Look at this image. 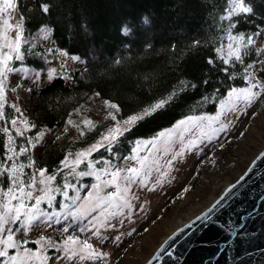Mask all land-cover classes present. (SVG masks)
<instances>
[{"label": "rangeland", "instance_id": "1", "mask_svg": "<svg viewBox=\"0 0 264 264\" xmlns=\"http://www.w3.org/2000/svg\"><path fill=\"white\" fill-rule=\"evenodd\" d=\"M23 1L25 4L34 2ZM20 16L17 8L13 13L12 22L19 21ZM229 32L238 35L228 28L225 29L219 49L220 55L225 57L228 51ZM259 32V36L244 35L245 40L249 37L254 38L256 45L244 50L246 54L243 64L245 61L253 60L251 63L253 67L248 71L256 76L259 82L264 83L262 76L264 64L259 62L264 60V51H261L264 49V29ZM21 52L23 59L15 60L13 67L15 62L23 63L28 56L35 54L41 56L45 64L42 70L25 65L14 67L16 71L9 73L5 90L7 97L5 108L9 106L13 110L10 128L6 132L7 147L13 148L17 155H12L8 151L7 157L12 155V159L6 160L4 168L10 171L13 163L17 166L24 165L17 175L19 180L24 182L25 191L33 192L32 199H25V211L31 212L36 208L35 198L44 195L42 189L45 185L38 182L41 170L38 167L40 155L53 143L64 148L67 154L56 173L46 172V177L49 175L55 177L49 185L53 191H50L49 196L39 204L35 212L36 218L31 225L23 222L26 220L24 216L21 217V221L10 225L17 247L8 249V253L9 256L17 257L16 264H145L163 240L178 229L180 221L201 213L208 201L218 197L226 183H234L264 148V94L251 104L243 100L236 101L232 110H229L232 106L227 103L229 99L227 94L214 114L188 116L182 119L219 116L218 122L214 120L189 122L177 129L176 125L182 121L180 120L162 131L170 132V136L161 139L160 132L155 137L139 139L133 144L128 155H114L113 159H93L92 156L96 152L104 149L101 147L93 151L78 166L73 165L77 153L86 151L99 142L107 130L114 126L116 122L108 116V112L115 110L104 107L105 99L91 95L68 116L62 127L45 129L35 139L26 137V140L19 142L17 137L24 138L32 128V118L28 109L33 104V89L48 85L58 76H62L68 85H72V74L85 68L83 59L73 60L72 57L77 56L69 55L64 50H55L52 32L47 27L40 28L29 38L25 37ZM236 63L238 62L230 64ZM248 84L249 81L246 79L245 87ZM13 88L15 91H12ZM222 103L225 104L224 109L221 108ZM13 104L20 108V113L12 107ZM115 114L118 121L123 120L119 118L120 111ZM85 118L92 120L94 126L84 127L82 122ZM12 120L17 121L15 126L12 125ZM23 120H27L30 127L25 129L20 123ZM69 120L81 125L84 135L80 134V129L69 124ZM221 125H226V128L217 131ZM97 126H104L99 138L90 144L81 145L86 135ZM121 127L129 126L122 124ZM16 128H20L23 134L17 135ZM9 137L12 138L11 145ZM193 141H196V144L193 145ZM189 145L192 147L189 148ZM109 155H112L111 152ZM65 160L68 161V166H65ZM89 161L92 164L91 168L88 166ZM73 167L75 171H72ZM128 168L140 170L136 182L128 185L130 192L127 199L130 207L123 206L119 199L116 203L120 207L103 203L104 198L117 192L115 183H119L121 189L125 186L123 179L109 186L108 182L112 181L111 173ZM80 172L92 174L81 176L78 175ZM121 175L127 176L128 173L122 172ZM33 177L37 181L34 189L29 187ZM65 184L71 187H65ZM96 185L100 186L98 190ZM10 187H13L11 179L8 188ZM0 189L3 190L0 191V200L6 201L4 191L7 189L2 187ZM119 195L124 193L120 192ZM18 203L19 201H13V204ZM102 223L105 226L101 227ZM69 237L77 238L81 244L86 241L96 251L106 254V259L80 260L77 257L69 260L65 256L64 247ZM79 246L80 244L76 245ZM0 248L3 246L0 245ZM36 254L47 259H37ZM5 260L6 258L0 257V264H4Z\"/></svg>", "mask_w": 264, "mask_h": 264}, {"label": "trees", "instance_id": "2", "mask_svg": "<svg viewBox=\"0 0 264 264\" xmlns=\"http://www.w3.org/2000/svg\"><path fill=\"white\" fill-rule=\"evenodd\" d=\"M47 3L49 12L39 5ZM227 0H19L24 36L40 28L52 32L55 50L85 61L83 71L72 74L68 85L62 76L48 85L33 89V104L28 109L32 128L26 137L35 139L45 129L60 128L68 116L91 95L117 104L120 119L171 96V100L151 115L137 121L108 151L92 158L113 159L128 155L139 139L155 137L188 116L214 114L233 88L246 86L245 68L254 62L226 64L219 53L225 29L234 34H255L264 29V0H245L251 14L227 15ZM230 24L235 26L229 28ZM127 27L128 33L123 29ZM193 41H199L193 44ZM213 64H208V60ZM118 61V62H117ZM45 68L41 56H28L14 67ZM224 69H227L226 71ZM264 77V73H262ZM207 81V83H205ZM195 85V87H192ZM13 110L5 108L0 120V165L8 154L7 133ZM104 126H97L81 145L99 138ZM111 152L112 155H109ZM67 151L57 143L40 155L38 167L54 174ZM10 178L0 176V187L7 189Z\"/></svg>", "mask_w": 264, "mask_h": 264}, {"label": "snow or ice", "instance_id": "3", "mask_svg": "<svg viewBox=\"0 0 264 264\" xmlns=\"http://www.w3.org/2000/svg\"><path fill=\"white\" fill-rule=\"evenodd\" d=\"M19 7V0H0V120L5 119V106L7 104V97H6V88H7V80L9 73H12L16 71V69L12 66L13 62L15 60H22L23 55L21 52V47L25 43V37H24V26H23V15L20 16V20L13 23V13L17 10ZM40 10L47 14L49 12V5L47 3H42L39 5ZM226 11L227 15L223 17V19H227L229 21L232 20L233 16L240 15V14H251L253 12V9L248 6L245 3V0H227L226 3ZM234 24H230L229 28L234 27ZM129 29L125 27L123 29V32L127 34ZM12 33H15L13 35ZM256 36L260 35V32L255 33ZM229 43L227 45L228 51L227 56H221L220 58L224 60L226 64H230L232 62H238V63H244V55L246 54L244 50L248 49L249 46L255 47L256 40L252 37H249L247 40H245L244 35H232L231 32H229ZM199 41H193V44H198ZM219 51V50H218ZM261 51H264L262 49ZM63 55H66V53H63ZM73 60H78L79 57H72ZM118 62V61H117ZM260 63L264 64V60L259 61ZM213 60L209 59L208 64H213ZM253 65L249 64L245 68V72L247 73L246 79L249 81V84L245 88L236 89L233 88L228 93V104L232 106L229 110L234 109L235 102L243 100L247 104H251L254 100L260 97L261 94H264V83L259 82V79L252 75L248 70L252 68ZM225 71L227 69H224ZM264 71V69H262ZM55 70H53V73ZM207 83V81H205ZM192 87H195V85H192ZM12 91H15V88L12 89ZM30 91V89H29ZM99 93H96V96H99ZM171 96H169L167 99H162L158 101L157 103L149 106L148 108H145L142 112L134 114L127 119H123L122 121H118L116 119V114L120 111V108L117 104L112 103L109 100H105L103 102L104 107L106 109H112L115 110L114 112L109 111L108 116L111 117L113 121L116 123L114 126L110 127L107 132L101 137V140L97 142L96 144L92 145L89 149L86 151L80 152L76 154V159L73 161V165L78 166L80 163L83 162L84 159L89 157L91 153L95 150H98L101 147H104L106 150L110 151L112 144L118 140L119 136L124 131H130L132 125H134L137 121L143 119L145 116L151 115L158 109L162 108L165 104H167L171 100ZM13 108H15L17 113H20V108L16 107V105H12ZM221 108H225V104H221ZM22 114V113H21ZM220 117H190L189 120H182L179 122V124L176 125V128L179 129L181 126L188 124L189 122H197V121H203V120H209V121H219ZM12 125L15 126L17 124L16 120L11 121ZM20 123L24 125V128L27 129L30 127L29 122L27 120H23ZM69 124H72L74 127H77L80 129V134L84 135V130L79 124H75L72 120L68 121ZM83 126L84 127H92L94 126V122L92 120H89L85 118L83 120ZM127 125L129 127L122 128L121 125ZM226 128V125H221L220 129H217V131H223ZM5 132H7V129H4ZM17 135H22V131L20 128H16ZM160 138L163 139L165 136H170V132H161L159 134ZM104 141H107L108 143L105 144ZM12 143V138L9 137V145ZM192 144H196V141H193ZM192 145H189V148H191ZM9 152L12 153V155H17V153L14 151L13 148L9 147ZM12 155H9L7 157L8 160L12 159ZM71 155V154H69ZM261 159H264V156L261 157ZM65 166H68V161H64ZM31 166V165H29ZM89 168L92 167L91 161H89ZM170 166V165H169ZM141 167H143V163L141 164ZM24 168L23 164H20L17 166L15 163L12 164L11 169L4 168L2 165H0V176L7 173L8 177L12 180L13 187H10L7 189V191H4V197H6L5 200H0V245L3 246V248H0V257L6 258L4 264H16L17 257L15 256H9L8 249L10 248H16L17 242L14 239V235L12 232V229L10 227L11 224L21 221V217H26V220L23 221L24 223L31 225L32 221L36 218L35 212L38 210L39 204L45 199V197L49 196L50 191H53L49 187L50 182L55 179L54 176H47L46 177V169H41L39 171V184L45 185V187L42 189L44 192L43 196L36 197V208L32 209L31 212L25 211L26 204L25 199H32L33 198V192L32 191H25V185L23 181L19 180V176L17 173L20 169ZM72 171H75V168H72ZM122 172H127V176H122ZM139 169L136 168H128L120 170L111 173L112 181L108 182V185L111 186L114 182H117L121 179L124 180L125 186L121 189L119 183H115V187L117 188V192L112 193L111 195L107 196L103 199V203L105 204H111L112 207H120L119 204L116 203L117 199L122 201L123 206L130 207V203L127 199V194L130 192V188L128 185L136 182V180L139 177ZM92 173L90 172H80L78 175L84 176V175H90ZM99 179V176L97 177ZM37 181L36 178H32V182L29 185L30 188H36ZM65 187H71V185L65 184ZM96 189H99V185L95 186ZM0 191H3L0 189ZM231 191V189H229ZM120 192H123L124 195H119ZM18 193V194H17ZM65 197L67 198V193H64ZM50 198V197H49ZM91 198V197H90ZM99 199V198H97ZM13 201H19L18 204H13ZM220 201H217V205H219ZM217 205H214L213 208L209 209L208 213H205L203 216L198 217L197 220L200 222L205 221L209 218V213L215 210ZM122 214V213H121ZM115 215V213H114ZM195 223V222H194ZM101 227L105 226L103 223L100 225ZM193 225H188V228H192ZM184 229H181V232H183ZM6 233V238H5ZM98 234V233H97ZM117 239H119L117 237ZM80 244L79 247H76V245ZM65 256L69 259H75L79 258L80 260H102L106 259V254L102 252L96 251L93 246L86 241L81 244V242L74 237H69L65 241ZM27 251V250H26ZM165 251V249H161V252ZM37 259L46 260L47 257H40L39 254H36ZM159 259V255L156 257Z\"/></svg>", "mask_w": 264, "mask_h": 264}, {"label": "water", "instance_id": "4", "mask_svg": "<svg viewBox=\"0 0 264 264\" xmlns=\"http://www.w3.org/2000/svg\"><path fill=\"white\" fill-rule=\"evenodd\" d=\"M262 156L264 148L206 210L166 237L145 264H264ZM214 205L208 219L197 220Z\"/></svg>", "mask_w": 264, "mask_h": 264}, {"label": "bare ground", "instance_id": "5", "mask_svg": "<svg viewBox=\"0 0 264 264\" xmlns=\"http://www.w3.org/2000/svg\"><path fill=\"white\" fill-rule=\"evenodd\" d=\"M230 185V182H228V183H226L225 184V186H224V188L221 190V193L224 191V189L227 187V186H229ZM219 197V196H218ZM218 197H214V198H212V199H210L209 201H208V203H207V205H206V207H204L203 209H202V212L204 211V210H206ZM201 212V213H202ZM200 214V212L199 213H196V214H193V215H191V216H189L186 220H183V221H180V223L178 224V228H180L181 226H183V225H185V224H187L189 221H191L192 219H194L196 216H198Z\"/></svg>", "mask_w": 264, "mask_h": 264}]
</instances>
